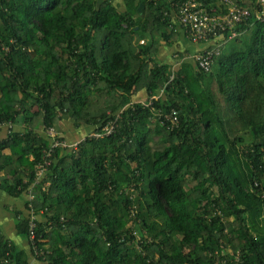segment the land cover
<instances>
[{
  "label": "trees",
  "instance_id": "16d2710c",
  "mask_svg": "<svg viewBox=\"0 0 264 264\" xmlns=\"http://www.w3.org/2000/svg\"><path fill=\"white\" fill-rule=\"evenodd\" d=\"M185 1L0 0V187L37 264H264V23L203 73L177 50ZM5 253L28 264L0 236Z\"/></svg>",
  "mask_w": 264,
  "mask_h": 264
},
{
  "label": "built area",
  "instance_id": "2783aa9c",
  "mask_svg": "<svg viewBox=\"0 0 264 264\" xmlns=\"http://www.w3.org/2000/svg\"><path fill=\"white\" fill-rule=\"evenodd\" d=\"M220 5L224 8L225 13H222L220 10L217 12L215 8L207 10L200 0H186L183 4L178 6L177 12L174 14V19L181 27L186 41L193 45L203 46L200 52L187 56V58L195 63L196 68L203 73H208L210 71L213 59L219 55L224 44L240 35L235 30L238 25L248 20L253 21V23H264V0H252V3L247 8H240L230 0H220ZM142 43L143 41H140V44ZM155 98L157 97H151L145 105H150L151 100ZM174 120L176 119L174 118ZM7 127L9 128L10 125ZM113 128L114 122H109V124L103 128V134L108 135L113 131ZM46 134L52 139L56 138L53 129H48ZM53 141L54 143L51 148L65 146L64 143L61 144V142L55 139ZM75 145L76 144H74V146ZM48 165V162L44 161L42 165L37 166L35 183L42 177ZM31 198L32 197H30V199ZM29 216L28 240L31 244L33 258L35 260L42 258V261H44L47 252L39 250L35 245L33 234L34 224L32 222L33 217L31 213H29ZM42 261V264H49L47 261ZM0 264H10L9 255L7 253H5V258L3 260L0 259Z\"/></svg>",
  "mask_w": 264,
  "mask_h": 264
},
{
  "label": "crops",
  "instance_id": "0c3cea01",
  "mask_svg": "<svg viewBox=\"0 0 264 264\" xmlns=\"http://www.w3.org/2000/svg\"><path fill=\"white\" fill-rule=\"evenodd\" d=\"M190 44L187 41L180 40V49L177 50H193V53H198L203 49L202 45H193L191 47L192 49H189L186 45ZM191 45V44H190ZM159 52V57L162 58L163 63H169L173 64V56H169V50H172L171 52L174 54L175 49L174 48H167L162 46ZM64 126L65 129L72 133L71 139L77 138L78 135L85 133L86 131L81 129L80 131H75L70 124L69 120H64ZM5 133L4 130L0 132V138L4 137ZM2 179V173H0V184ZM27 215L25 205H24V199L19 198L16 199L14 197H11L7 195L0 187V236L3 240L9 241L14 249L17 251V253L23 257L26 260V263L28 264H37L36 260L33 258V252L32 249H30L29 244L25 238H22L17 231L16 225L18 224V220L21 217H24ZM13 264V263H12Z\"/></svg>",
  "mask_w": 264,
  "mask_h": 264
},
{
  "label": "rangeland",
  "instance_id": "374dc122",
  "mask_svg": "<svg viewBox=\"0 0 264 264\" xmlns=\"http://www.w3.org/2000/svg\"><path fill=\"white\" fill-rule=\"evenodd\" d=\"M252 32V30L249 32V33H251ZM189 49H192L191 47H193L194 48V46L191 44H188V45H186ZM170 48H173V47H170ZM172 50H169V51H167V52H169V56L171 55V56H173V59H174V62H173V68L176 70L178 67H179V65L181 64V59H179V57H178V55L177 54H173L172 52H171ZM159 52H160V50H159ZM193 52V50H189V52L188 53H192ZM180 60V61H179ZM184 60V59H183ZM187 60H189V58H186L185 59V61H187ZM191 62V61H190ZM61 126V125H60ZM6 129V128H5ZM4 129V130H5ZM60 129L61 130H64L65 132H67L68 133V135H72V133L71 132H69L68 130H66L65 129V126L64 125H62L61 127H60ZM57 132H60L59 130H57ZM4 133H5V131H4ZM77 138H79L78 136H77Z\"/></svg>",
  "mask_w": 264,
  "mask_h": 264
},
{
  "label": "water",
  "instance_id": "95a60500",
  "mask_svg": "<svg viewBox=\"0 0 264 264\" xmlns=\"http://www.w3.org/2000/svg\"><path fill=\"white\" fill-rule=\"evenodd\" d=\"M142 9H143V6L140 5V6L138 7V10H140V12H142Z\"/></svg>",
  "mask_w": 264,
  "mask_h": 264
}]
</instances>
